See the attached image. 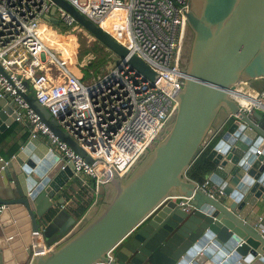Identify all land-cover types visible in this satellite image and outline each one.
Here are the masks:
<instances>
[{
  "label": "water",
  "instance_id": "water-1",
  "mask_svg": "<svg viewBox=\"0 0 264 264\" xmlns=\"http://www.w3.org/2000/svg\"><path fill=\"white\" fill-rule=\"evenodd\" d=\"M52 1L111 53L129 57L132 66L157 79L105 28L69 2ZM56 6L47 19L60 26ZM185 16L184 38L189 30L191 40L182 64L188 78L182 87L168 88L178 102L177 114L126 177L103 172L26 84L30 93L23 96L30 107L103 174L105 184L101 198L76 224L69 212L74 208L60 209L65 199L53 202L74 178L70 160L39 139L10 161L0 156V205L5 206L0 264H264V237L250 218L264 196V108L248 113L231 94L241 82L264 79V0H191ZM16 110L15 102L0 94V135L15 123ZM217 137L207 178L223 191L234 184L222 197L210 196L187 176ZM64 211L66 224L59 220ZM120 242L109 260L108 252Z\"/></svg>",
  "mask_w": 264,
  "mask_h": 264
},
{
  "label": "built area",
  "instance_id": "built-area-1",
  "mask_svg": "<svg viewBox=\"0 0 264 264\" xmlns=\"http://www.w3.org/2000/svg\"><path fill=\"white\" fill-rule=\"evenodd\" d=\"M65 1L101 27L113 10L124 9L130 55L142 59L157 79L151 80L132 66L128 57L85 84L65 67L40 35L45 18L56 6L52 0H0V94L15 102L16 122H31L34 139L46 137L51 151L72 162L74 176L81 180L83 188L88 179L93 181V193L99 200L105 184L103 174L95 172L30 107L23 96L30 93L26 84L29 83L37 102L103 172L113 171L126 177L177 114L178 102L168 88L182 87L188 78L180 50L187 26L185 13L191 8V0ZM56 7V17L63 28L82 30L72 14ZM49 60L63 69V82L57 84L45 73ZM231 94L248 113L264 108V88L258 93L253 85L241 82ZM201 189L212 197L225 195L209 180ZM61 208L68 209V205ZM4 210L5 206L0 205V213ZM263 220L260 217L261 223ZM257 227L264 237V227ZM121 243L108 252L109 260H114Z\"/></svg>",
  "mask_w": 264,
  "mask_h": 264
},
{
  "label": "crops",
  "instance_id": "crops-1",
  "mask_svg": "<svg viewBox=\"0 0 264 264\" xmlns=\"http://www.w3.org/2000/svg\"><path fill=\"white\" fill-rule=\"evenodd\" d=\"M47 18L48 16L45 18V21L47 23L52 24L51 21ZM60 70H61V73H60ZM45 73H47L50 76L52 81L56 80L58 77H60L61 79H64V77L62 76V74L64 75V71L60 66L47 67L45 70ZM59 73L61 76L59 75ZM253 87L258 93H260L264 88V79L257 81L253 85ZM32 126L33 125L28 120H25L22 123H18L15 121V123L11 127H9L5 133L0 135V156L5 161H10L23 148H25L32 139H34L31 135ZM37 139L49 145L48 139L46 137L40 136ZM220 140H221V137H217L212 143L213 146L212 147L209 146L206 152L203 154L206 157L202 160H198L200 159V157H202L201 155L194 162V164L192 165L190 169L193 174H196L193 180L198 181L201 184L207 181L208 175H205L203 173L207 167H210L213 164L208 159V155L211 149L215 145H217ZM36 151H39V147L36 148ZM36 151H35V154H36ZM93 186H94L93 181L88 179L87 187L83 188L81 185V180L78 177L74 176V178L69 182V184L55 196V198L53 199V202L56 203L58 201H62V199H65L64 204L68 205V209L74 208V210L71 209L69 212H70V216L73 217V219H75L76 224H77L86 215L89 209L92 208V206L98 201L93 193ZM216 188L222 190V188L218 186H216ZM233 188H234V184L224 191L225 194L232 191ZM260 217L264 218V196L260 199L259 203L253 208L252 213L250 215V218L252 219L251 221L253 223L258 225L259 227H264V220L261 223L259 221ZM73 228H74V225L70 229V231ZM60 240H57L56 242L51 244V246L57 245Z\"/></svg>",
  "mask_w": 264,
  "mask_h": 264
},
{
  "label": "rangeland",
  "instance_id": "rangeland-1",
  "mask_svg": "<svg viewBox=\"0 0 264 264\" xmlns=\"http://www.w3.org/2000/svg\"><path fill=\"white\" fill-rule=\"evenodd\" d=\"M42 27L44 37L45 35L46 37H49L50 35V37H52L54 40V44L58 46L59 52L53 49V52L58 55V59L63 62L65 67L77 74L85 84L92 83L94 80L98 79L99 76L106 73V71L111 69V67H114L121 60L115 54L111 53L104 46H102L97 40L94 39L92 35H90L83 28L82 30L69 31L63 28L61 24L60 26H55L53 24L47 23L46 21L43 23ZM190 40L191 37H188L186 40H184V43L181 46L180 50L181 55L183 53V49L186 48V45H189ZM45 42L47 43L46 38ZM47 45L51 48L50 44L47 43ZM188 49L189 47H187V50H185V55L182 56L184 60L187 56ZM86 50H98V56L102 58L100 68L94 69L91 66H88L90 62H88V64L81 63V58H83ZM84 58H86V56ZM51 62L54 63L53 61L49 60L48 67H55ZM62 76L64 75L62 74ZM54 81L58 84L63 82V79L58 77ZM59 168H61V166H59ZM67 217V212L64 211L60 214L59 220L63 219V223L66 224Z\"/></svg>",
  "mask_w": 264,
  "mask_h": 264
},
{
  "label": "bare ground",
  "instance_id": "bare-ground-1",
  "mask_svg": "<svg viewBox=\"0 0 264 264\" xmlns=\"http://www.w3.org/2000/svg\"><path fill=\"white\" fill-rule=\"evenodd\" d=\"M126 11L124 9L113 10L104 20L103 26L109 31L113 36H115L119 41H123L122 43H126V46L131 45V40L128 34L127 22H126ZM40 35L48 44L51 45V48L58 51V46L54 44V40L52 37H49L43 34V27H41ZM51 61V60H50ZM52 63V62H51ZM53 66L58 67L56 63H52Z\"/></svg>",
  "mask_w": 264,
  "mask_h": 264
},
{
  "label": "trees",
  "instance_id": "trees-1",
  "mask_svg": "<svg viewBox=\"0 0 264 264\" xmlns=\"http://www.w3.org/2000/svg\"><path fill=\"white\" fill-rule=\"evenodd\" d=\"M63 38V37H62ZM86 56V58H84ZM101 59L99 56H98V50H86L85 53H84V56L83 58H81V63L83 64H88V62H90L88 64V66H91L92 68H100V63H101ZM206 156L205 155H202V157H200V159L198 160H202L204 159ZM191 169V168H190ZM214 169V166L213 164L210 166V167H207L206 170L204 171L203 174L205 175H208L211 171H213ZM195 175L196 174H193L191 172V170L188 171L187 173V176L190 178V179H194L195 178ZM198 182V181H197ZM206 182V181H205ZM204 182V183H205ZM203 183V184H204Z\"/></svg>",
  "mask_w": 264,
  "mask_h": 264
},
{
  "label": "flooded vegetation",
  "instance_id": "flooded-vegetation-1",
  "mask_svg": "<svg viewBox=\"0 0 264 264\" xmlns=\"http://www.w3.org/2000/svg\"><path fill=\"white\" fill-rule=\"evenodd\" d=\"M188 37H191V33H190L189 30L187 31V38H188ZM182 60H183V58H182ZM182 65H183V64H182Z\"/></svg>",
  "mask_w": 264,
  "mask_h": 264
}]
</instances>
